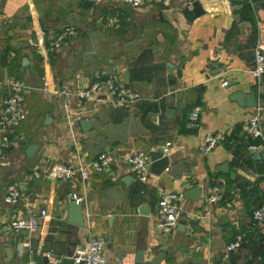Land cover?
Returning a JSON list of instances; mask_svg holds the SVG:
<instances>
[{"label":"crops","instance_id":"1","mask_svg":"<svg viewBox=\"0 0 264 264\" xmlns=\"http://www.w3.org/2000/svg\"><path fill=\"white\" fill-rule=\"evenodd\" d=\"M190 1L127 11L117 2L0 0V101L6 79L28 83L25 119L8 131L18 139L0 159V264H42L43 256L57 261L82 252L91 237L103 240L105 256L121 264H150L161 252L158 264H264V225L251 219L252 204L241 196L242 187L253 186L264 204V161L247 150L253 139L243 127L258 108L264 130V73L260 87L249 74L254 24L264 19V0H194L200 11L188 21L182 12ZM65 27L75 34L58 51L37 56L33 34L42 30L51 37ZM10 59L15 71L6 66ZM96 68L114 74L140 100L130 108H111L91 98H50L42 91L73 92L90 82ZM251 90L255 105L249 98L242 106L228 99ZM44 99L53 105L49 114L43 111ZM194 105L200 108L195 124L186 128ZM168 109L173 113L166 116ZM80 119H95V124L82 130ZM218 131L226 133L225 141L201 152L203 135ZM33 142L39 146L26 158L21 149ZM136 142L150 151L165 148L167 157V167L149 173L142 184L125 158L137 149ZM101 153L112 160L86 179L33 176L57 162L81 166ZM215 183L224 196L206 205ZM10 186L21 193L14 204L4 201ZM196 186L198 199H180L175 231L161 237L154 228L159 191L182 193ZM69 194L79 199L81 227L67 221ZM39 209L46 216L34 233L11 230L15 220ZM237 237L240 246L225 251ZM24 240L31 254L18 253ZM137 251L142 262L134 261Z\"/></svg>","mask_w":264,"mask_h":264},{"label":"built area","instance_id":"2","mask_svg":"<svg viewBox=\"0 0 264 264\" xmlns=\"http://www.w3.org/2000/svg\"><path fill=\"white\" fill-rule=\"evenodd\" d=\"M96 3L117 2L121 5L129 6L131 9H139L150 4L160 6H168L170 0H91ZM254 44L252 47V65L249 74L255 79L256 84L260 87V78L264 73V19H258L254 24ZM75 34L72 27H65L59 30L51 37H46L42 30H38L33 34L32 47L37 56L45 57L49 51H58L65 40ZM12 56V54L10 55ZM5 95L0 101V159L5 157L6 151L18 138L9 134V129L18 125L25 119L26 112L24 107V91L28 88V83L17 78L6 79L4 82ZM44 93H48L50 98H66L73 95L77 99H94L102 102L111 108H130L140 100V94L128 87L121 85L117 77L109 73L103 68H96L91 72L90 82L77 88L71 92L65 88H54L47 91L42 88ZM199 106L194 105L187 113L184 122L186 128H190L195 124ZM245 133L250 136L253 141L248 143L247 150H255L264 161V130L261 125V117L259 109L252 112L243 122ZM226 139L225 132H208L203 135L200 151L203 153L211 150L215 145L224 142ZM166 145H168L166 143ZM165 151V148H162ZM112 155L108 153L98 154L94 159L81 166H71L57 162L45 167L41 171H33L34 177H42L44 179L55 181H67L73 178L79 180L86 179L91 172L104 171L110 161ZM129 171L133 174L138 183H145L150 163L146 153L139 149L129 151L125 154ZM209 193L205 198L206 205L217 203L223 194L220 184L215 183L209 187ZM21 193L17 187L10 186L6 189L4 201L7 203H16ZM75 203L78 198L73 194H69ZM182 198L180 192L160 190L156 201V209L154 213V228L161 237H168L174 231L182 213L179 207V201ZM46 216L44 209H39L35 213H29L26 216L15 220L11 225V230L18 234L20 231L26 233H34L39 226V221ZM251 219L260 225H264V204L254 207L250 212ZM240 238L237 237L229 241L225 245V251H231L240 246ZM18 253L27 250L32 253L29 240L18 243ZM75 261L80 264H121L119 260H109L104 254L103 240L91 237L85 244L82 252L72 256Z\"/></svg>","mask_w":264,"mask_h":264},{"label":"water","instance_id":"3","mask_svg":"<svg viewBox=\"0 0 264 264\" xmlns=\"http://www.w3.org/2000/svg\"><path fill=\"white\" fill-rule=\"evenodd\" d=\"M234 2H245L247 0H231ZM125 10L129 11L131 8L129 6L124 7ZM199 6L194 1H190V5L188 7H185L183 9V16L186 20L191 21L193 16H196L199 12ZM168 81L172 82L173 77L169 75L167 77ZM32 87H35L32 83ZM249 96V97H248ZM254 92L251 90L250 95H243L240 92L236 91L229 95L228 99L231 101L236 102L239 106H242L243 104H246L247 99L249 98L251 101V105H255V100L253 99ZM43 105V111L45 114H49L53 110V105L47 100L44 99L42 101ZM173 113V109L166 110V116ZM44 125H47V122H43ZM78 124L82 130H85L89 125L95 124V119H80L78 120ZM39 144L37 142L29 143L22 147L21 151L23 155L26 158H30L32 154L35 152V150L38 148ZM135 148L141 150L142 152L146 153L149 157L150 163L147 167L148 172L152 174H159L161 171H163L167 167V157L163 154L162 148H159L157 151H150L149 147L146 145H142L139 142H136L134 144ZM251 154L256 155L258 158L261 157L259 153H257L255 150L249 151ZM112 168V167H111ZM125 181V180H123ZM199 187H193L191 189H187L181 193V196L183 198H188L191 200H197L199 196ZM67 221L71 223L72 225H75L77 227H81L83 225L81 215H80V205L75 203L74 200L69 197L67 201ZM184 218H182L179 223L183 225ZM23 231V230H22ZM25 232V231H23ZM8 249H6V254H8ZM162 255H165V252L158 253L154 259L150 261V264H158L159 260L161 259ZM42 264H73L74 259L70 254H66L62 256L57 261H49L47 256H43L41 258ZM135 262H142V253L141 251H137L135 253ZM186 264H191L190 262H187Z\"/></svg>","mask_w":264,"mask_h":264},{"label":"trees","instance_id":"4","mask_svg":"<svg viewBox=\"0 0 264 264\" xmlns=\"http://www.w3.org/2000/svg\"><path fill=\"white\" fill-rule=\"evenodd\" d=\"M6 62V66L7 68L15 71L16 70V64L13 63V60L10 59V60H5ZM19 79V78H18ZM241 196H245L247 198V200H249V202L252 204V209L254 207H256L258 204H261V202L258 200V197H257V190L255 189V187H242L241 188ZM224 196V192L222 194ZM223 198V197H222ZM221 198V199H222ZM220 199V200H221Z\"/></svg>","mask_w":264,"mask_h":264}]
</instances>
